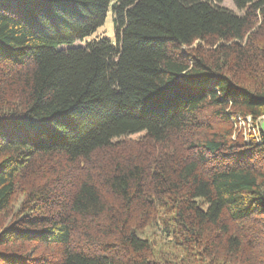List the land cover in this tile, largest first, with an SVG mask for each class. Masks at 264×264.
<instances>
[{
	"label": "trees",
	"instance_id": "1",
	"mask_svg": "<svg viewBox=\"0 0 264 264\" xmlns=\"http://www.w3.org/2000/svg\"><path fill=\"white\" fill-rule=\"evenodd\" d=\"M232 2L0 0V264H161L144 235L161 208L201 264H264V71L241 79L264 69L247 38L264 0ZM109 7L114 41L73 46ZM229 114L263 117L258 140Z\"/></svg>",
	"mask_w": 264,
	"mask_h": 264
},
{
	"label": "rangeland",
	"instance_id": "2",
	"mask_svg": "<svg viewBox=\"0 0 264 264\" xmlns=\"http://www.w3.org/2000/svg\"><path fill=\"white\" fill-rule=\"evenodd\" d=\"M113 2L114 0H110V5ZM220 4L221 6L232 10L236 14H242V12H239L235 8L232 0H221ZM258 29L259 27L257 28L254 27L250 31L247 38L254 40L256 44L259 46H264V30L259 29L260 31H258ZM101 36L106 37L112 42L115 39V31H114V26L112 22V13H111L110 7L108 9V12L106 13V16H105V19L102 25L99 26L96 29V31L90 36H87L84 39L76 40L73 46L83 47L85 45V41L93 37H101ZM199 43L200 42H194L190 47H182V50L183 52H192V53H194L195 50H197L198 52H201V51L204 52V50L208 51L207 49L209 48ZM255 67H257L255 68L257 69V71L254 69L255 74L254 72H249L250 68H247L246 71L241 73V79L244 80V82H246V84H248V86L251 88L252 86H254V82L257 81L256 79H258V77L262 78L261 73H263L264 71L262 62H261V65L259 66L257 65V62H256ZM238 75H239V72L236 74V77ZM225 112H228V110L226 109ZM208 119L212 123H214L211 118H208ZM229 120L232 124V129H233L232 138L238 137L242 139L243 141H248L250 137H253L258 140V134L263 128V124H262L263 117L253 120L248 116L243 117L239 114H235V115L229 114ZM261 125H262V128H261ZM141 136H142V133H137V134H132L130 136H127V138H125V140L127 141L123 142V144L125 145L127 150L130 151L131 154L128 156H124V158H127V157L132 158L133 156L139 157L141 155L142 152L139 150H136V147H135L136 144H132L133 142H136L137 140L143 141V138H141ZM117 149H121V147ZM102 159H103L102 162L97 166V168L95 169V172L99 171V168L102 167L104 163L103 161H105L104 166L106 167L110 166L112 162L111 160L107 159V157H104ZM42 161H47V160H42ZM56 161L57 159H52V161H49L51 163L47 164L46 162V165H43L44 162L40 161L41 162V164L39 163L40 171L45 172L47 170H51L53 166L57 167L56 165L58 162ZM36 167L38 168V164ZM86 170H87V166L85 167L82 176L84 175ZM68 173L73 178L70 172H67V175ZM23 198L25 197H24V194L22 193L21 186H19L17 190L15 191V194L12 198L9 209L7 210V212L4 214V217L2 218L3 223L8 224L19 214L18 208L20 207L21 205L20 203L22 202ZM164 211H165L164 208H161V210L158 209L157 218L155 219L154 214H153V218L151 219V221H149L148 224L144 227V235L149 240L148 242L150 243L153 254L155 253L154 255H156L154 257L155 260L161 264H187L186 261L188 260L187 258L189 257V263L192 262L194 264V262H197V264H201L200 259L198 261L194 260L197 257L196 254L193 252L194 250H191V248L188 246H185V245L182 246L181 243L177 240H170V237L167 238V234L165 230L166 229L169 230L170 228H173V226L171 224V219H170L171 213H165ZM261 230L262 229L257 228V231H256L258 241H261V238L259 236L261 234ZM26 248L29 250L32 247L30 246V244H28ZM40 251L43 252L44 250H42L41 248Z\"/></svg>",
	"mask_w": 264,
	"mask_h": 264
},
{
	"label": "bare ground",
	"instance_id": "3",
	"mask_svg": "<svg viewBox=\"0 0 264 264\" xmlns=\"http://www.w3.org/2000/svg\"><path fill=\"white\" fill-rule=\"evenodd\" d=\"M245 122V121H244ZM252 122V121H251ZM247 129V128H246Z\"/></svg>",
	"mask_w": 264,
	"mask_h": 264
}]
</instances>
